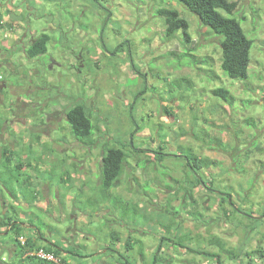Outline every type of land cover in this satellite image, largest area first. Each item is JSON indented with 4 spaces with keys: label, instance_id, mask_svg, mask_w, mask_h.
<instances>
[{
    "label": "rangeland",
    "instance_id": "1",
    "mask_svg": "<svg viewBox=\"0 0 264 264\" xmlns=\"http://www.w3.org/2000/svg\"><path fill=\"white\" fill-rule=\"evenodd\" d=\"M19 1L0 0V157L2 148L16 152L14 162L25 167L12 173L22 186L31 176L36 196L12 199L0 184V264H28L9 234L14 214L44 253L35 227L45 222L43 233L58 242L71 238L75 222L82 235L69 264H153L161 240L157 264H217L188 247L219 253L222 264H264V0H230L238 5L226 14L254 41L245 80L225 75L222 37L178 0ZM164 9L189 22L190 40L182 31L166 36ZM12 13L23 19L10 20ZM46 29L49 53L27 58L23 34ZM81 50L83 64L74 60ZM220 87L234 96L233 105L214 95ZM77 103L99 127L91 147L73 137L66 121ZM213 137L228 148L211 149ZM129 142L134 148L127 147L130 157L109 200L100 188L103 148ZM179 147L218 162L200 171L216 191L194 180ZM227 194L250 217L233 212Z\"/></svg>",
    "mask_w": 264,
    "mask_h": 264
},
{
    "label": "trees",
    "instance_id": "2",
    "mask_svg": "<svg viewBox=\"0 0 264 264\" xmlns=\"http://www.w3.org/2000/svg\"><path fill=\"white\" fill-rule=\"evenodd\" d=\"M182 5H184L191 13L195 14L201 21V23L209 28L213 33L220 35L221 38V49H222V61L221 68L225 75H227L231 79H248L250 77V67L252 62V48L254 46L253 39L249 38L246 35V32L242 26L241 21L236 17H229L226 14L233 15L236 8L237 2L230 0H178ZM162 14L169 16V23L166 32V36L172 38L176 33L182 31L186 36L187 40H190L189 34V22L186 19L179 17L178 12L175 10L164 9L160 10ZM52 42V35L43 32L38 36H35L30 43V46L26 49V55L30 59H35L39 56H42L49 51V46ZM184 56L190 55L189 53H184ZM192 55V54H191ZM206 61V60H204ZM197 60H194V64H198ZM202 63V62H201ZM214 95L222 98L225 102L233 105L235 98L231 95L230 91L226 88H217L214 91ZM168 113L171 112L169 108H166ZM67 123L71 127V134L76 140H79L86 146H92L95 144L96 139L94 138L96 130L99 127L94 123L91 114L88 111V108L85 104H77L71 107L67 113ZM134 118H131L133 120ZM139 127V126H138ZM134 132H132L133 134ZM133 136V135H132ZM209 146L211 149L214 147H220L223 149H227V145L223 142L220 137L210 138ZM122 147H118L116 145H106L103 148L102 158H101V175H100V188L105 191L110 200L112 198V188L115 186L117 180L123 174L125 170V163L130 157L128 153L127 147L134 148L132 142L128 144H121ZM179 152H183L181 154H185V159L188 161V165L191 168L192 173L194 174V180L198 183H201L205 188L209 190H215L211 187V185L207 184L206 180L203 179L200 175V171L202 169H208L213 165H218V162L214 159H210L208 157H200L195 155L190 151V149H185L183 147H179ZM157 153V150H154ZM178 152V153H179ZM159 154L163 156H167L168 154L164 152H160ZM2 157H0V184L3 190L11 193V198L19 199L22 197L24 201L29 202L32 201L36 196L34 190H31L33 187L32 177H28L23 186L18 182V179L15 174H13L12 167L16 166L17 168H24L25 164H23L20 159L14 162V155L16 152L11 148H2ZM177 156V154H175ZM15 163V164H14ZM30 165V163H28ZM11 169L9 173L8 170ZM16 178V179H15ZM15 179V180H14ZM16 182V184L14 183ZM101 190V191H102ZM227 200L229 202L230 194H227ZM90 200V199H89ZM88 200V203H89ZM92 205H94L95 201H90ZM231 207L234 209L233 212L239 213L243 216H249L245 209L237 206L234 202H229ZM13 210L15 206L12 207ZM15 212V210H14ZM15 215V214H14ZM14 215L8 216V221L10 223V233L15 234V241L17 240L20 249L17 254L18 259L21 262H26L28 264H68V260L62 257V252L71 253L78 255L77 253H72L68 248L62 247L58 242L46 241V251H50L55 253L58 257H61L60 262H56L53 260H49L47 258H41L36 255L28 253L29 251H25L29 249L33 250H42V246L38 245V241L35 238L25 237L23 234V227L25 223H19L14 217ZM264 216V214H263ZM253 217V216H252ZM254 219H261L257 216ZM45 222L41 221L40 227H35L37 231H39L38 235L42 236L43 227L45 226ZM21 237H25L26 241L23 244L19 239ZM113 238L120 240L118 237L113 235ZM190 238V242H192L193 237ZM185 238V241H187ZM43 239V238H42ZM220 242V241H219ZM163 240H161V244L158 246L155 256L153 259V264H157L159 260L160 253L162 251ZM182 248L186 246L183 243H176ZM221 248H224L222 243H219ZM134 243L132 240H128L126 242V249L133 248ZM187 248V247H186ZM188 251L198 254H205L207 256H212L215 258L217 264H222L221 255L219 253H212L208 251L197 250V248L188 247ZM187 251V250H186ZM257 252L261 253V249H258ZM90 254H87L85 257H89ZM235 257V255H233Z\"/></svg>",
    "mask_w": 264,
    "mask_h": 264
},
{
    "label": "crops",
    "instance_id": "3",
    "mask_svg": "<svg viewBox=\"0 0 264 264\" xmlns=\"http://www.w3.org/2000/svg\"><path fill=\"white\" fill-rule=\"evenodd\" d=\"M11 2H13L12 4H14V5H16L17 3V0H10ZM21 2V0L18 2V3H20ZM0 6H2V5H0ZM6 8H8V9H12V6H11V4H7V6H6ZM19 12H21V11H23V9H22V7H21V9H17ZM97 207H99V209L98 210H100L102 207H103V209H105L106 210V208H109L108 206H103V205H100V204H98L97 205ZM88 216H85V218H87ZM84 218V219H85ZM83 219V220H84ZM76 221H78L79 220V217L78 218H76L75 219ZM73 226V225H72ZM74 231H73V238H72V242H68V241H66V239H64L63 240V243H65L67 246H65L66 248H68L69 250H74V248H73V246L74 247H78L79 248V246H80V243H78V237H81V235H80V233H81V231H79V230H77L76 229V223H75V225H74ZM75 234V235H74ZM56 241V240H55ZM75 253H77V254H79V252H75ZM70 254L71 253H69V256H70ZM63 255V254H62ZM61 255V256H62ZM84 256H87V254H85ZM77 262V261H76Z\"/></svg>",
    "mask_w": 264,
    "mask_h": 264
},
{
    "label": "flooded vegetation",
    "instance_id": "4",
    "mask_svg": "<svg viewBox=\"0 0 264 264\" xmlns=\"http://www.w3.org/2000/svg\"><path fill=\"white\" fill-rule=\"evenodd\" d=\"M1 7V6H0ZM7 9V8H6ZM9 10V9H8ZM10 20H11V18H10ZM13 21H15V20H13ZM19 21V20H18ZM0 22H2L3 23V21H0ZM47 30V29H46ZM27 32H29V31H27L26 30V32H25V36H26V34H27ZM43 32H47L48 33V30L47 31H43ZM42 32V33H43ZM50 34V33H49ZM38 36V35H37ZM35 36H30L29 38H25L24 37V34H23V41H25L26 39H28L30 42H29V46H30V43H31V40L34 38ZM52 40H53V38H52ZM28 46V47H29ZM27 47V48H28ZM26 48V49H27ZM26 49H25V55H26ZM83 50V49H82ZM79 51V53L78 54H75L74 55V60H76V61H78L79 63H81L82 62V64L84 63V55H83V51ZM48 53H49V51H48ZM48 53H46V54H44V55H42V56H45V55H47ZM26 57H27V55H26ZM39 57H41V56H39ZM39 57H37V58H35V59H32V60H36V59H38ZM28 58V57H27ZM30 59V58H29ZM82 64L80 65V67L79 66H77V70L78 71H81L82 69H81V66H82ZM0 88H2V86H0ZM77 104H84V103H77ZM76 104V105H77ZM75 106V105H74ZM71 107H69L68 109H67V111L70 109ZM91 111V110H90ZM67 113V112H66ZM66 121H67V117H66ZM97 131V130H96ZM96 134V133H95ZM77 141H79V140H77ZM96 143V142H95ZM94 145V144H93ZM92 145V146H93ZM86 146V145H85ZM89 147H91V146H89ZM57 200H58V198H57ZM46 202H48V204H49V200L47 199L46 200ZM61 210H62V208H61ZM74 224H73V226H71L72 228H74V225H75V222H73ZM75 229V228H74ZM74 229H72V231H74ZM25 237H21L20 239H24ZM23 243H25V242H23Z\"/></svg>",
    "mask_w": 264,
    "mask_h": 264
},
{
    "label": "bare ground",
    "instance_id": "5",
    "mask_svg": "<svg viewBox=\"0 0 264 264\" xmlns=\"http://www.w3.org/2000/svg\"><path fill=\"white\" fill-rule=\"evenodd\" d=\"M72 233V235H73V231L71 232ZM42 235H43V241L45 242V244L47 243L46 241H53V240H50L51 239V235H49V234H45V233H42ZM75 235V234H74ZM51 236V237H50ZM72 238H73V236H71V238H64V239H66V241H68V242H72ZM64 239H62L61 241H62V243H61V246L62 247H65V246H67L65 243H63V240ZM61 241H58V242H61ZM53 242H56V241H53ZM66 248V247H65ZM43 249V248H42ZM41 251H43V250H35L34 252H30V254H32V256L33 255H36V256H38V257H41V258H43V253H41ZM44 252V251H43ZM47 253L49 254V255H51L53 258L52 259H54L53 261H56V262H58L57 260H56V257H58L55 253H53V252H50V251H47ZM62 257L64 258H69V257H71L72 256V254H70V256H69V253H65V252H62ZM94 255V254H93ZM90 257V256H89ZM59 258H61V257H59ZM71 259V258H70ZM50 260V259H49ZM65 264V263H64ZM69 264V263H68Z\"/></svg>",
    "mask_w": 264,
    "mask_h": 264
},
{
    "label": "water",
    "instance_id": "6",
    "mask_svg": "<svg viewBox=\"0 0 264 264\" xmlns=\"http://www.w3.org/2000/svg\"><path fill=\"white\" fill-rule=\"evenodd\" d=\"M10 18H11L12 20L18 21V20H22V19H23V16H20V15H17V14H15V13H12V14L10 15Z\"/></svg>",
    "mask_w": 264,
    "mask_h": 264
},
{
    "label": "built area",
    "instance_id": "7",
    "mask_svg": "<svg viewBox=\"0 0 264 264\" xmlns=\"http://www.w3.org/2000/svg\"><path fill=\"white\" fill-rule=\"evenodd\" d=\"M41 253H43V258L54 260V259H52L53 257L51 255H49L48 253H44L43 251H41Z\"/></svg>",
    "mask_w": 264,
    "mask_h": 264
}]
</instances>
